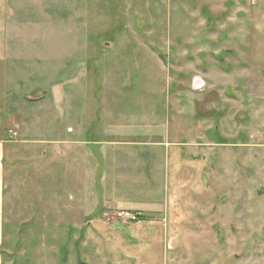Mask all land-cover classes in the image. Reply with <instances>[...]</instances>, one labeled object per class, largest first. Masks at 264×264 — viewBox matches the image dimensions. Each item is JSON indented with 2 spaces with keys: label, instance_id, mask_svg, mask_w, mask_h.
<instances>
[{
  "label": "rangeland",
  "instance_id": "374dc122",
  "mask_svg": "<svg viewBox=\"0 0 264 264\" xmlns=\"http://www.w3.org/2000/svg\"><path fill=\"white\" fill-rule=\"evenodd\" d=\"M166 119L175 167L115 186L161 212L122 220L64 142ZM0 161V264H264V0H0Z\"/></svg>",
  "mask_w": 264,
  "mask_h": 264
},
{
  "label": "crops",
  "instance_id": "0c3cea01",
  "mask_svg": "<svg viewBox=\"0 0 264 264\" xmlns=\"http://www.w3.org/2000/svg\"><path fill=\"white\" fill-rule=\"evenodd\" d=\"M39 93L40 96H38ZM48 93L49 91L46 89L39 90L37 92L36 99H42L45 96H48ZM163 117H165V115ZM69 130L72 131L71 128ZM84 136V134L80 135V142L78 139H69V141H65L64 144L70 146L69 151H67L66 153H68V156L73 158L75 153L77 152L78 146L84 147L85 149L86 146L89 145L94 147L90 150V152L93 150V153L97 157V159L104 163V167H106L109 171V175L107 176V178L111 180L112 184H114V186L110 188V192L107 194L108 196L105 199L106 205L118 207L131 205L139 207L137 208L136 212H142V210L153 213L161 212L160 208H162L163 205L161 202H147V200L142 201L137 196H131V192L135 191L134 187L133 189H127L123 193L118 194L119 192H117V188L115 186L118 177L122 174H125V176L128 177L126 180H131L138 175V173L134 172L133 167L129 161L131 158L141 159V164L144 159L152 164H154V162L157 160L161 168L163 167V165L164 168L166 165H168L169 167L171 161V166L173 168L175 167L180 155L177 152L178 144L171 141L172 137L170 131V123L167 119L165 121L161 120L160 122L158 121L156 123H148L145 126H142L140 130L138 126H134L132 124H130L127 128H112L110 125H108L107 127L99 126L94 133L92 132L90 140L88 139L87 141H85L86 139L84 138ZM66 153H64V157H67ZM171 157L172 160H170ZM97 171L98 169L94 170V174L92 175L95 179L97 177ZM103 180L104 179L101 178V181ZM138 185L139 183L136 187L139 192L144 191V189H139ZM3 186L4 170L0 161V195L3 191ZM127 187L130 186L128 185ZM141 194H145L146 196L147 191H144V193ZM146 198L148 199L149 197L146 196ZM148 201H150V199H148ZM1 213L2 208L0 206V239L2 235Z\"/></svg>",
  "mask_w": 264,
  "mask_h": 264
},
{
  "label": "built area",
  "instance_id": "2783aa9c",
  "mask_svg": "<svg viewBox=\"0 0 264 264\" xmlns=\"http://www.w3.org/2000/svg\"><path fill=\"white\" fill-rule=\"evenodd\" d=\"M10 132L13 134V136H16L15 133H13L12 131H10ZM118 216L122 220H126L128 222L137 223V224H140L143 220L140 213L129 211V210L118 212Z\"/></svg>",
  "mask_w": 264,
  "mask_h": 264
},
{
  "label": "water",
  "instance_id": "95a60500",
  "mask_svg": "<svg viewBox=\"0 0 264 264\" xmlns=\"http://www.w3.org/2000/svg\"><path fill=\"white\" fill-rule=\"evenodd\" d=\"M38 96H40V93L38 94Z\"/></svg>",
  "mask_w": 264,
  "mask_h": 264
}]
</instances>
